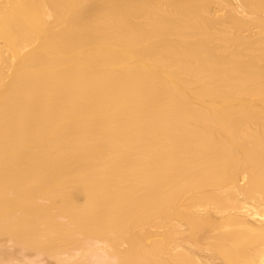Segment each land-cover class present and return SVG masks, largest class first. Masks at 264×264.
I'll return each instance as SVG.
<instances>
[{
  "label": "bare ground",
  "instance_id": "6f19581e",
  "mask_svg": "<svg viewBox=\"0 0 264 264\" xmlns=\"http://www.w3.org/2000/svg\"><path fill=\"white\" fill-rule=\"evenodd\" d=\"M0 238L264 264V0H0Z\"/></svg>",
  "mask_w": 264,
  "mask_h": 264
},
{
  "label": "rangeland",
  "instance_id": "374dc122",
  "mask_svg": "<svg viewBox=\"0 0 264 264\" xmlns=\"http://www.w3.org/2000/svg\"><path fill=\"white\" fill-rule=\"evenodd\" d=\"M243 183L245 180L242 181ZM2 241V242H1ZM0 245L2 247L0 248V260H4L2 264H60L59 258H55L54 256H50L47 254H38L35 250H23L22 247L12 240H5L4 238H0ZM98 245V246H96ZM93 250L90 252V255H84L82 258H80V252L76 250V254L74 251V254L77 256V261L79 260L81 264H116L113 262L112 258L110 259L108 255L104 252L103 249H100L101 244H95L92 245ZM104 252H102V251ZM83 252V251H82ZM5 254V255H4ZM6 256V258H4ZM66 258V256H62V258ZM61 258V259H62ZM64 258V259H65ZM6 259V260H5ZM60 259V260H61ZM79 261L77 263H79ZM1 264V263H0ZM64 264V263H63ZM66 264V263H65Z\"/></svg>",
  "mask_w": 264,
  "mask_h": 264
}]
</instances>
